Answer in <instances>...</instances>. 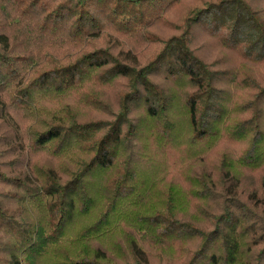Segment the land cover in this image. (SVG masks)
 <instances>
[{
	"label": "trees",
	"instance_id": "trees-1",
	"mask_svg": "<svg viewBox=\"0 0 264 264\" xmlns=\"http://www.w3.org/2000/svg\"><path fill=\"white\" fill-rule=\"evenodd\" d=\"M186 2L0 0V264H264V0Z\"/></svg>",
	"mask_w": 264,
	"mask_h": 264
},
{
	"label": "rangeland",
	"instance_id": "rangeland-1",
	"mask_svg": "<svg viewBox=\"0 0 264 264\" xmlns=\"http://www.w3.org/2000/svg\"><path fill=\"white\" fill-rule=\"evenodd\" d=\"M262 1V0H261ZM198 2V0H187L186 3H184L180 8H179V11H178V14H177V19H181V17L183 18V14L186 13V11L189 9V7H191L192 5L196 4ZM173 30H169L167 32V34H170L172 33ZM199 40V39H198Z\"/></svg>",
	"mask_w": 264,
	"mask_h": 264
}]
</instances>
